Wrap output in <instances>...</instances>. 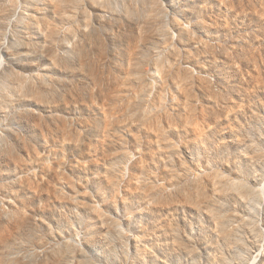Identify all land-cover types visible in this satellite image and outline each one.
<instances>
[{"label":"rangeland","instance_id":"rangeland-1","mask_svg":"<svg viewBox=\"0 0 264 264\" xmlns=\"http://www.w3.org/2000/svg\"><path fill=\"white\" fill-rule=\"evenodd\" d=\"M4 40L0 264H264V0H0Z\"/></svg>","mask_w":264,"mask_h":264},{"label":"bare ground","instance_id":"bare-ground-1","mask_svg":"<svg viewBox=\"0 0 264 264\" xmlns=\"http://www.w3.org/2000/svg\"><path fill=\"white\" fill-rule=\"evenodd\" d=\"M8 11H10V10H8ZM6 11H4V13H3V15H2V17H6V19H8V15L10 14V13H8V12H6ZM18 15H20V13H19V11L18 10H14V12H13V14L11 15V16H9V18H10V20H14V17L15 18H17V16ZM39 30H41V32H40V34H41V36H49V35H51L53 38H55L56 37V34H58V29L57 28H55V27H53V26H49V27H44V28H40L39 27ZM31 32V31H30ZM39 34V35H40ZM7 45H6V42H5V40H4V42H3V44L2 45H0V52L6 47ZM9 82H10V78L9 77H7V76H2V77H0V90H2V89H6L7 88V86H8V84H9ZM256 263V260H254L253 262H252V264H255Z\"/></svg>","mask_w":264,"mask_h":264}]
</instances>
